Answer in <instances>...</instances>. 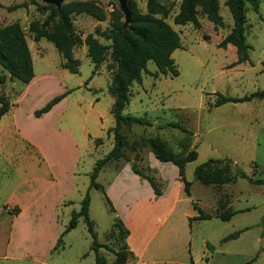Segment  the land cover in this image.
I'll return each instance as SVG.
<instances>
[{
    "label": "rangeland",
    "instance_id": "374dc122",
    "mask_svg": "<svg viewBox=\"0 0 264 264\" xmlns=\"http://www.w3.org/2000/svg\"><path fill=\"white\" fill-rule=\"evenodd\" d=\"M70 1L75 0H63L62 3ZM93 1L104 9L105 20H98L88 13L72 15L75 33L81 38L74 49V58L80 63L78 72L74 73L63 67L65 59L52 42L33 39L31 23L42 24L51 12L43 8L46 5L43 1L0 0V28L12 23L21 25L35 69L34 81L24 84L18 79L10 80L9 73L0 66V95L12 104L2 128L6 135L4 153L11 162L0 160V264H96V254L91 249L92 238L83 218L54 250L72 212L80 209L96 163L114 147L115 118L111 112L114 97L109 93L113 67L110 50L93 74L95 65L88 56L85 38L97 29L110 28L112 14L120 10V3L119 0ZM160 1L170 11L166 21L181 36L183 47L173 53L179 75L155 77L153 74L158 68L149 61L150 73L143 74L141 83L130 87V102L125 113L143 117L152 124L122 125L127 158L107 163L97 178L116 211L110 210L100 189L90 190V217L98 239L119 248L121 239L109 237V232L116 217L123 220L121 215H130L137 233H152L161 227L156 243L163 235L168 236L171 229L170 249L179 264H246L253 258L252 264H264V185L248 178H238L220 186L204 185L196 180L194 172L196 166L210 158H230L237 164L235 172L240 168L254 179H264V99L214 106L216 93L242 97L264 89V0H260L259 13L249 7L246 9V39L251 45V62L242 70H235L238 68L230 65L237 58L235 47L218 46L234 25L226 0H219L225 25L217 28L218 32L212 22L202 17L201 11V28L193 24H175L173 18L182 0ZM134 2L138 12L147 11L146 0ZM23 3L26 7H18ZM98 38L102 43L111 44L110 40ZM68 90L72 91L52 111L40 118L34 116L36 109ZM168 123H180L190 132L167 126ZM13 124L25 132L38 149L30 143L19 142L13 134ZM153 136L163 138L177 154L198 152V158L186 166V178L192 182L191 196L179 195L177 212L164 225L158 220L154 224L144 222L146 218L142 215H162L158 207L146 204L141 210L129 211L122 193L128 188L146 195L145 188L134 180L127 168L121 167L128 163L132 166V162L138 169L154 176L158 183L161 182L158 176L163 177V174L175 181L173 170L158 160L147 145L146 139ZM38 152L46 155L56 168L71 165L76 158V177L68 194L73 203L70 207L62 206L56 220L49 216L51 209L39 207L35 201L34 207L25 213L24 221H20L21 218L13 222L4 220L3 206L14 207L10 198L23 196V189L33 194L30 187L35 186L44 199L54 197L51 166L47 160L45 163L39 158ZM174 191L177 193L176 189ZM194 202L211 219L186 225L184 214H199ZM227 209L237 211L230 220L223 221L216 216ZM241 230L238 238L223 241L229 234ZM187 234L190 237L188 250L187 242L180 240ZM100 254L114 259V254L104 248Z\"/></svg>",
    "mask_w": 264,
    "mask_h": 264
},
{
    "label": "trees",
    "instance_id": "16d2710c",
    "mask_svg": "<svg viewBox=\"0 0 264 264\" xmlns=\"http://www.w3.org/2000/svg\"><path fill=\"white\" fill-rule=\"evenodd\" d=\"M43 3L46 4L43 8L51 12L42 24L31 23V30L34 33L33 39L36 42L42 39L52 42L65 59L63 67L77 73L76 69L80 66V63L78 59L74 58V49L81 38L75 33L72 15L88 13L103 21L105 20L104 9L93 0L70 1L62 3L60 8L44 1ZM225 4L231 12L234 25L231 32L219 42L218 46L226 48L230 44L236 48L237 60L231 66L251 62V45L246 39V9L249 7L259 13L260 0H226ZM128 5L131 13L128 23L126 22L125 13L120 8V10H115L112 14L110 28L105 30L97 29L94 33H89L85 38L88 56L95 65L93 74L106 60L107 52L110 50L113 67L111 68L112 80L109 86V93L114 97V104L111 110L115 118V126L112 129L114 147L103 159L96 163L90 174V186L81 200L80 209L72 212L69 224L60 234L54 247V250L58 249L63 242V237L76 228L79 219L83 218L92 238L91 249L96 254V264H127L135 258L134 252L126 241L130 235V229L120 217H116L113 228L109 232V237L113 238L115 236V239H121L119 248H114L110 243L99 241L94 222L90 217V190L92 188L100 189L110 210L116 211L104 186L97 182V178L101 169L107 163L127 158L124 150L127 141L121 132L122 125L131 126L137 124L148 126L152 124L143 117L125 113V109L130 102V87L134 83H141L143 74L150 73L148 69L149 61H153L158 68L157 72L153 74L155 77L159 75L178 76L179 70L173 58V53L183 47L180 34L166 21L170 11L160 0H146L147 11L145 13L138 12L134 0H128ZM18 7H26V4L23 3ZM200 11L204 17L215 25V28L225 25L220 14L219 0H182L173 22L177 25L193 24L196 28H200ZM50 27H53V29L50 30ZM98 37L110 40L111 44L102 43ZM0 66L9 73V78L12 81L18 79L24 84H29L35 77L32 52L19 23H12L0 28ZM262 66L264 72V61ZM71 91L68 90L51 98L44 106L34 111V116L40 118L51 111ZM216 95L218 97L214 106H221L229 102L238 103L264 99V89L242 97L226 96L221 93H216ZM11 107V102L5 96L0 95V120L10 111ZM167 126L177 127L187 133L190 132L189 129L180 123H168ZM146 142L158 160L161 162H172L177 166L180 180L184 183V191L191 196L192 182L186 178V166L198 158V152L192 150L184 155L177 154L159 136L149 137ZM236 167L237 164L230 158H210L196 166L194 171L195 178L204 185L220 186L235 182L238 178H248L253 183L264 185V179H254L240 168L235 172ZM132 170L150 183L157 196L162 194L159 183L154 176L143 172L135 165L132 166ZM193 204L199 214L188 218L190 226L194 221L211 219V216L206 214L196 202ZM227 210L224 213L216 214V216L223 221H228L237 213L233 209ZM241 232L242 230L231 233L223 241L238 238ZM102 248L112 252L114 259L109 260L105 255L100 254ZM254 260L255 258L246 264H252Z\"/></svg>",
    "mask_w": 264,
    "mask_h": 264
},
{
    "label": "crops",
    "instance_id": "0c3cea01",
    "mask_svg": "<svg viewBox=\"0 0 264 264\" xmlns=\"http://www.w3.org/2000/svg\"><path fill=\"white\" fill-rule=\"evenodd\" d=\"M214 30H216L217 32L219 31V29L215 28V26H214ZM229 46L230 44L228 45V47ZM236 60L237 58H235L230 63V65L234 63ZM246 64H249V62L237 64L236 66L233 67L238 68L235 70H242L246 66ZM34 79L32 81H34ZM7 114H5L0 120V160H2L3 162L4 161L11 162L10 158L6 156L4 153V147L6 145V139L4 137L6 135L3 134L2 128L4 127V119L7 117ZM13 126L15 127V129L13 130V134L15 137L19 139V142L23 141L24 145L30 143L35 149H38L32 143V141H30L29 136L25 132H23L17 125L13 124ZM38 155L39 158L45 163L46 160L48 161V159L45 157L46 155L44 154L42 155L40 152H38ZM76 161H77L76 158H74L71 165L69 164L66 167H60V165H58L57 168L54 164L48 161L47 164L51 166L50 168L52 169V173L54 176V182H53V184L55 185V189L53 192L54 197L52 198L46 197V199H44L43 195L41 196L39 192H36L35 186L30 187V190L33 192L34 195L31 192L26 191V189H23L22 190L23 196L21 195L17 197L12 196L10 198V200L12 201L10 204H13L14 207L5 208L3 206L4 211H2L1 213L3 219L13 222L17 219L20 220L21 218L20 221H24L25 213L27 212V210L34 207V203H33L34 201L36 203L35 205L39 207H42L47 210L51 209L52 214L50 213L49 216H52V218H54L55 220L58 219L60 208L64 205L70 207L73 203V200L68 198V194L70 193V188L74 186V181L76 177ZM165 163H166L165 166L167 168L173 170L175 176L174 182L176 183V185L174 184L173 180L169 179L168 176H166L165 174H163V177L159 175L158 177L161 181L159 183V187L161 186L160 190L162 192L160 196H157L155 194L154 189L145 178H142L141 176L134 173V171L132 170V166L129 163L121 166L122 168H127L128 173L131 174L134 180H136L138 184L141 185L146 190V195L145 193H141L140 190L131 191L128 188H125L123 190L122 193H124L125 203L128 210L129 211L136 209L141 210L147 204L151 207H158L159 208L158 211L162 212V215H157L158 217L150 216L149 214L142 215L144 218H146L144 222H146L147 224H150L151 222L152 224H154V222L158 220L160 222V225H164L167 222L171 221V218L175 216L178 205L180 203L179 195L186 194L184 191V183L180 180L177 166L174 165L172 162H165ZM47 182L49 183L50 181L47 180ZM174 189L177 190V193H175ZM29 195L31 196V198L29 197ZM10 208H14V210ZM8 209L10 210L8 211ZM11 211H14L15 213H12ZM121 216L123 218L125 225L130 229V235L126 240L127 244L135 254V258L129 261L127 264H179L177 260L174 258L175 256L172 254L173 250L170 249L172 238L170 237L169 234L171 229H169L168 236L163 235L156 243V238L158 237L161 230L160 226L156 231L152 233H147V232L137 233L136 229L133 227V222L131 221L130 215H121ZM192 216H196V215H192L190 213L184 214L186 225L189 224L188 218ZM189 238L190 237L187 234L182 239H180L185 243L187 242L186 250H188V247H190V242L188 243ZM192 264H195V262H193Z\"/></svg>",
    "mask_w": 264,
    "mask_h": 264
},
{
    "label": "water",
    "instance_id": "95a60500",
    "mask_svg": "<svg viewBox=\"0 0 264 264\" xmlns=\"http://www.w3.org/2000/svg\"><path fill=\"white\" fill-rule=\"evenodd\" d=\"M46 3H50V4H54L56 5L58 8L61 7L63 0H42ZM120 3V8L122 9V11L125 13V17H126V22L128 23L131 17V13L129 10V5H128V0H119ZM132 166L134 165V162L131 163Z\"/></svg>",
    "mask_w": 264,
    "mask_h": 264
}]
</instances>
